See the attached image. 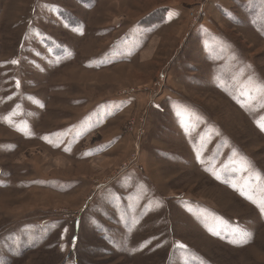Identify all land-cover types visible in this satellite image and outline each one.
I'll return each instance as SVG.
<instances>
[{
  "label": "rangeland",
  "instance_id": "374dc122",
  "mask_svg": "<svg viewBox=\"0 0 264 264\" xmlns=\"http://www.w3.org/2000/svg\"><path fill=\"white\" fill-rule=\"evenodd\" d=\"M0 264H264V0H0Z\"/></svg>",
  "mask_w": 264,
  "mask_h": 264
},
{
  "label": "built area",
  "instance_id": "2783aa9c",
  "mask_svg": "<svg viewBox=\"0 0 264 264\" xmlns=\"http://www.w3.org/2000/svg\"><path fill=\"white\" fill-rule=\"evenodd\" d=\"M204 11L205 10H203V9H201L200 11H199V16H201L203 13H204ZM199 18L197 19V18H194V20H193V25L194 24H198L199 23ZM137 149L139 150V147L137 146ZM135 166V168H137V169H139V170H143V166H139L138 164H135L134 165ZM129 166H127V165H124V172H122V170L120 171V172H118L117 174H116V177H115V179H117L121 174H123L124 175V173H126V172H128V171H130V169H127ZM134 168V167H133Z\"/></svg>",
  "mask_w": 264,
  "mask_h": 264
},
{
  "label": "snow or ice",
  "instance_id": "6c2138e0",
  "mask_svg": "<svg viewBox=\"0 0 264 264\" xmlns=\"http://www.w3.org/2000/svg\"><path fill=\"white\" fill-rule=\"evenodd\" d=\"M13 63H16V61H13ZM180 247H184L183 245H180Z\"/></svg>",
  "mask_w": 264,
  "mask_h": 264
}]
</instances>
